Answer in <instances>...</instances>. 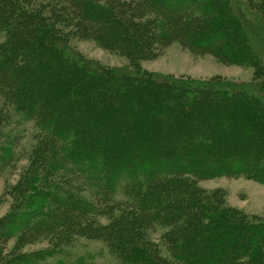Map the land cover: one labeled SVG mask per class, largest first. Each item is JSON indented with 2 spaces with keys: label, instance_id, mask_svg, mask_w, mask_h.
<instances>
[{
  "label": "rangeland",
  "instance_id": "1",
  "mask_svg": "<svg viewBox=\"0 0 264 264\" xmlns=\"http://www.w3.org/2000/svg\"><path fill=\"white\" fill-rule=\"evenodd\" d=\"M178 1L161 0L158 4V0H98L110 5L123 21L113 26L81 20L85 9L80 0H0V61L7 62L5 54L12 49L10 46L20 43L13 61L20 69L11 73L6 69L0 74V264H153L142 262L138 255L132 259L129 250L121 254L117 243L109 241L112 236L127 235L115 234L110 225L118 210L108 209L110 201H100L106 196L94 195L97 187L67 158L71 150L68 142L46 129L42 100L32 95L33 86L23 93L24 85L13 81V77L24 70L39 72L46 67L58 73V67H62V71L76 72L64 74L65 78L80 79L85 74L87 80L111 84L112 92L134 87L141 80H166L188 85L184 94L192 98L204 94V88L212 83L219 87L228 84L229 104H236L242 97L237 91L241 87L260 94L252 86L258 85L262 77L260 71L254 77V64L261 63L264 69V24L254 10L255 0H221L220 5H225L224 13H231L233 7L239 10L248 28V47L233 31L230 19L223 25L219 20L221 28L214 27L212 23L220 18L205 12L213 0H196L192 6L189 1V6L177 14ZM212 25L217 28L213 35L209 33ZM41 30H49L43 43L49 44L50 55H32L28 49L42 43ZM204 30L209 34H203ZM118 36H123L122 40ZM210 36L214 38L209 40ZM55 45L61 49L55 50ZM50 83H45L47 92L52 91ZM172 84L170 94L177 90ZM55 114L51 112L50 116ZM66 124L65 131H69L61 135L66 138L79 137L73 134L78 128L87 137L90 133L95 143L110 134L91 126ZM118 149L113 145L111 152L118 153ZM199 169L203 174L196 176V186L221 194L222 207L244 214L251 222L264 220V175L254 170L253 174L231 172L205 179L214 170ZM117 193L123 195L120 190ZM72 198L87 199L96 206L89 207L92 212L81 218L80 212L66 203ZM152 219L145 224L142 244L167 261V234L177 219L169 225Z\"/></svg>",
  "mask_w": 264,
  "mask_h": 264
},
{
  "label": "trees",
  "instance_id": "2",
  "mask_svg": "<svg viewBox=\"0 0 264 264\" xmlns=\"http://www.w3.org/2000/svg\"><path fill=\"white\" fill-rule=\"evenodd\" d=\"M189 1L191 6L196 2L178 1L177 14L189 6ZM80 2L85 9L81 20L99 25L111 23L113 26L123 22L110 5L98 0ZM213 3L205 12L207 10L206 15L216 13L220 18L212 23L214 27L221 28V23L223 25L224 20L230 19L233 31L243 37V46L248 47V28H245L247 25L239 10L230 6L232 12L224 13L225 5L220 6L221 0H213ZM252 3L264 24V0ZM214 27L209 32L211 35L217 29ZM48 31L41 32L42 47H27L32 55L52 54L49 44L45 46L43 43L47 42L43 39L48 37ZM202 33L209 34L207 30ZM123 36H118L119 40ZM11 39L9 42L13 41ZM13 45L5 54L8 61H0V74L6 69L8 73L20 69L13 62L20 43L13 42ZM43 47L46 50H42ZM54 49L61 48L55 45ZM254 67V77L259 71L262 77L252 88L257 87L260 94L241 87L237 91H241L242 97L236 104H229L226 100L231 92L228 84L219 87L220 84L212 83L208 88L203 87L204 94L194 98L184 94L188 85L166 80H141L134 87L123 91L117 88V92H112L111 84L98 79L87 80L85 74L80 75V79L65 78L64 74L76 72L62 71V67H58V73H52L49 67L39 72L24 70L21 74L18 71L21 75L13 77V81L24 85L23 93L33 86L32 95L42 100L41 116L46 129L55 131V138L68 142L71 150L67 158L97 187L94 195L106 196L100 201H110L108 209L118 210L110 225L115 228V234L127 235L112 236L108 240L117 243L121 251L129 250L132 259L138 255L142 262L153 264H264V220H246L244 214L222 207L221 194L207 192L195 184L197 177L203 174L199 167L214 170L205 179L231 172L253 174L254 170L260 176L264 175V154L259 153L264 152V69L261 63L254 64ZM49 82L51 92L44 88ZM171 84L177 90L170 94ZM219 100L223 102L219 104ZM51 112L56 114L51 117ZM64 122L68 127V123H75L79 127L91 126L110 134L100 143H95L90 133L87 137L79 128L73 129V134L79 137H62ZM113 145L119 146L118 153L111 152ZM117 190L123 192L122 197L115 195ZM66 203L72 210L80 212L81 218L92 212L89 207L96 206V202L92 204L81 198H72ZM81 207L84 209H79ZM152 218L168 225L177 219L167 234V261L142 244L145 224L153 221ZM126 246H130L129 249Z\"/></svg>",
  "mask_w": 264,
  "mask_h": 264
}]
</instances>
